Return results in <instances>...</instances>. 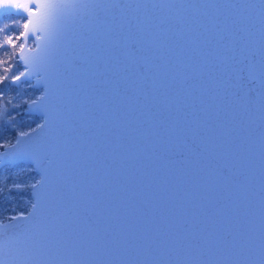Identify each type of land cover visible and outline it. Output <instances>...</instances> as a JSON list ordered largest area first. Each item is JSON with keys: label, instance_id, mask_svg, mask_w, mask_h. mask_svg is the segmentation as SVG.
<instances>
[{"label": "snow or ice", "instance_id": "snow-or-ice-1", "mask_svg": "<svg viewBox=\"0 0 264 264\" xmlns=\"http://www.w3.org/2000/svg\"><path fill=\"white\" fill-rule=\"evenodd\" d=\"M202 7L237 19L208 50L193 43L194 71L175 57L165 86L172 58L148 57L182 42L181 11ZM14 15L0 26V195L15 200L0 264H264V0H0ZM181 90L199 96L183 137ZM134 92L143 127L124 135ZM256 147L258 185L240 170Z\"/></svg>", "mask_w": 264, "mask_h": 264}, {"label": "water", "instance_id": "water-1", "mask_svg": "<svg viewBox=\"0 0 264 264\" xmlns=\"http://www.w3.org/2000/svg\"><path fill=\"white\" fill-rule=\"evenodd\" d=\"M200 4H216V3H227V2H239V0H196ZM140 15V18L143 19V14ZM15 16V15H14ZM4 16H0L2 18ZM20 17V16H18ZM239 23L242 29L247 30L249 28V17L246 11L239 10ZM237 19V13L235 10L229 11L228 9L216 8V7H202L200 9H184L181 11L180 16L178 17V22L181 23L184 30V38L182 42L173 41L171 49H159L153 52L148 60L150 63L155 64V57L157 55H167L172 58V63L169 65L161 64L160 71L158 75L161 78L162 83L167 86L169 84V74L173 71H176V60L175 57L180 56L183 59L182 69L187 72L194 71V53L192 50V45L194 42L198 41L200 44V50L206 51L212 45V41L215 38L217 25H220L225 34L227 35L229 26L232 21ZM254 23L258 26V21L254 20ZM31 43V41H29ZM183 92V90H181ZM183 110L179 117L175 116L177 119L178 128L174 129V135L179 134L181 137L186 135H193L197 130V126L192 124L191 127H184L185 115H188L192 106L199 102V96L191 92H183L181 97ZM164 107L169 111H174L175 102L174 100H169L164 103ZM132 112V115L136 119H132V116L129 115V112ZM145 112L144 105L138 102V93H133L127 98L125 104L121 107L119 113V124L121 127L122 134L127 135L132 131L134 126L143 127L142 125V116L141 113ZM188 119L191 120L190 115ZM111 126V120L108 117L104 118V128L105 131ZM203 126V122L201 123ZM157 141L153 140L152 143ZM119 152L118 146H114L113 155H117ZM245 161L247 162L243 168L240 170L245 174H251L255 185L259 183V148L256 147L254 150H251L249 155L245 156ZM232 163H239V161H232Z\"/></svg>", "mask_w": 264, "mask_h": 264}, {"label": "trees", "instance_id": "trees-1", "mask_svg": "<svg viewBox=\"0 0 264 264\" xmlns=\"http://www.w3.org/2000/svg\"><path fill=\"white\" fill-rule=\"evenodd\" d=\"M14 20H21V17L18 16H4L0 18V26L3 24H11ZM17 31L15 27L9 29L10 34H14ZM7 92L8 97L11 96H17L27 93V95H32V90L30 88H21V89H16L15 87L11 89H4ZM19 121V116L17 117ZM27 119H25V123H28ZM15 207V200L12 195H10L7 191L0 195V212L4 210L11 211L12 208Z\"/></svg>", "mask_w": 264, "mask_h": 264}]
</instances>
